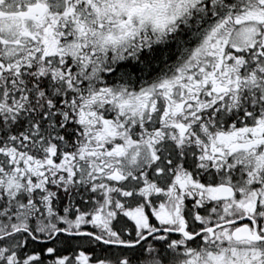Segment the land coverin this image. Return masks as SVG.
Wrapping results in <instances>:
<instances>
[{
    "label": "snow or ice",
    "instance_id": "6c2138e0",
    "mask_svg": "<svg viewBox=\"0 0 264 264\" xmlns=\"http://www.w3.org/2000/svg\"><path fill=\"white\" fill-rule=\"evenodd\" d=\"M0 264H264V0H0Z\"/></svg>",
    "mask_w": 264,
    "mask_h": 264
}]
</instances>
